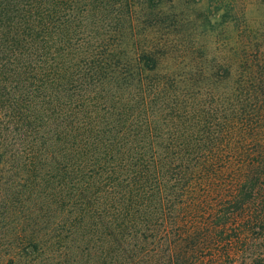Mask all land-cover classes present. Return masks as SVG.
Returning <instances> with one entry per match:
<instances>
[{
	"label": "trees",
	"instance_id": "trees-1",
	"mask_svg": "<svg viewBox=\"0 0 264 264\" xmlns=\"http://www.w3.org/2000/svg\"><path fill=\"white\" fill-rule=\"evenodd\" d=\"M138 9L0 0V264H264V32L163 71Z\"/></svg>",
	"mask_w": 264,
	"mask_h": 264
},
{
	"label": "rangeland",
	"instance_id": "rangeland-1",
	"mask_svg": "<svg viewBox=\"0 0 264 264\" xmlns=\"http://www.w3.org/2000/svg\"><path fill=\"white\" fill-rule=\"evenodd\" d=\"M134 2L146 22L140 27L152 24L153 29H147V33L152 32L158 43L168 42L167 58L161 61L163 71L197 72V68L204 66L221 73L224 61L233 62L244 50L251 53L249 40L264 32V0ZM13 174L7 170L0 173V178ZM7 198H14L12 190Z\"/></svg>",
	"mask_w": 264,
	"mask_h": 264
}]
</instances>
